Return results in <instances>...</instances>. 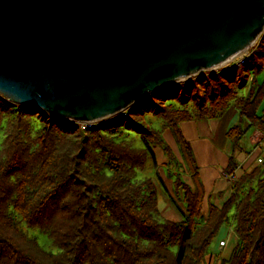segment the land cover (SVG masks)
<instances>
[{
    "label": "trees",
    "instance_id": "trees-1",
    "mask_svg": "<svg viewBox=\"0 0 264 264\" xmlns=\"http://www.w3.org/2000/svg\"><path fill=\"white\" fill-rule=\"evenodd\" d=\"M263 62L264 36L243 65L163 89L87 129L0 96V264H203L225 226L236 243L227 260L215 257L219 264H264V157L205 215L199 169L180 129L233 109L239 123L226 133L233 152L245 135L241 122L264 136ZM154 149L167 158L179 222L161 216L156 185L166 189ZM235 170L231 156L227 176Z\"/></svg>",
    "mask_w": 264,
    "mask_h": 264
},
{
    "label": "water",
    "instance_id": "water-1",
    "mask_svg": "<svg viewBox=\"0 0 264 264\" xmlns=\"http://www.w3.org/2000/svg\"><path fill=\"white\" fill-rule=\"evenodd\" d=\"M263 34L264 0H0V96L98 124Z\"/></svg>",
    "mask_w": 264,
    "mask_h": 264
},
{
    "label": "crops",
    "instance_id": "crops-1",
    "mask_svg": "<svg viewBox=\"0 0 264 264\" xmlns=\"http://www.w3.org/2000/svg\"><path fill=\"white\" fill-rule=\"evenodd\" d=\"M263 69L264 62L260 73ZM263 81L264 78L258 80L260 84H262ZM259 115L262 116V121L264 122V102L261 105ZM237 123H239L238 114L235 110L230 109L218 120L185 122L180 124L181 132L189 143L195 163L199 169V177L205 191L203 204V212L205 215L207 214L209 202L220 209L232 194V182L239 179L243 173L254 169L258 165V160H261L264 157V153H262L264 151L263 134L257 129H248L249 126L244 121L240 123V126L242 130L245 131V135L240 142L239 148L234 152L232 151V145L227 139L226 133L231 126H234ZM163 138L175 156L180 160L171 133L165 131ZM154 154L159 166V176L166 189L163 191V189L157 185L159 197L163 205L160 209L161 215L168 221L179 222V214L172 205L170 201L171 198L169 199L168 195H173V178H169L162 169L167 166V158L160 149H154ZM231 156H233L236 164V170L233 175L229 177L226 174V168ZM183 178L185 182L190 183L189 178L186 176ZM172 198H175V196L173 195ZM178 204L181 203L178 202ZM227 237L229 240L233 241V244L227 250V256L225 254V257H220V259L224 260H227L230 257L232 249L236 243V238L231 232L230 227H223L220 230L218 244L220 241L225 242V238L228 239ZM214 258L215 256L212 258V264H216L217 262Z\"/></svg>",
    "mask_w": 264,
    "mask_h": 264
},
{
    "label": "rangeland",
    "instance_id": "rangeland-1",
    "mask_svg": "<svg viewBox=\"0 0 264 264\" xmlns=\"http://www.w3.org/2000/svg\"><path fill=\"white\" fill-rule=\"evenodd\" d=\"M263 36H264V34L259 38V40L257 41V43L255 44V46L258 44V42H261V40H262V38H263ZM255 46H253L251 49H249L245 54H248V53H250V51H252V49H254V47ZM249 55V54H248ZM238 58V57H237ZM235 59L234 61H232L230 64H228L227 66H225L224 68H222V69H219V70H217L216 72H213L212 74H214V73H217V72H221V71H224V70H227V69H229V68H231V67H234L238 62H239V60L238 59ZM201 74H208V73H201ZM201 74H199V75H201ZM199 75H197V76H199ZM194 78V77H193ZM192 78V79H193ZM264 78V69H263V71L258 75V80H262ZM191 79V80H192ZM191 81H188V82H186V83H190ZM136 104V103H135ZM133 106V105H132ZM127 111V110H126ZM125 111V112H126ZM116 117V116H115ZM113 119V118H112ZM112 119H108V120H106V121H111ZM106 121H104V122H106ZM101 123H103V122H101ZM93 125H96V124H92V126ZM262 153H264V151L262 152ZM259 164V163H258ZM163 170H164V172L166 173L167 172V170H166V168L164 167V168H162ZM156 187H157V185H156ZM158 206H159V208L161 209L162 208V202H161V199L159 198V203H158ZM161 211V210H160ZM161 213V212H160ZM162 216V215H161ZM163 217V216H162ZM225 227H227V226H225ZM29 234H31L32 236H34V237H36L37 238V240H38V242L41 244V245H43L44 247H49V240H48V238L45 236V235H43V234H41L39 231H37V230H30L29 231ZM219 236H220V232H219V234H218V236L216 237V239L214 240V242L212 243V245H211V248H210V252H209V255H210V253H212L213 254V256H215L216 258H219V257H221V256H224L225 257V254H226V256H227V250L230 248V246L233 244V241H231V240H229V238L228 239H226L225 238V242H226V245L224 246V247H220L219 246V244H218V241H219ZM218 248V249H217ZM217 250H218V252H217ZM217 252V253H215V252ZM223 253V254H222ZM213 256H209V257H207V260L203 263V264H212V258H213ZM216 258H214L217 262H216V264H219L218 263V260L216 259Z\"/></svg>",
    "mask_w": 264,
    "mask_h": 264
},
{
    "label": "built area",
    "instance_id": "built-area-1",
    "mask_svg": "<svg viewBox=\"0 0 264 264\" xmlns=\"http://www.w3.org/2000/svg\"><path fill=\"white\" fill-rule=\"evenodd\" d=\"M249 54V53H248ZM248 54H243L241 56H239L237 59L239 60V62L235 65V66H240L243 65L245 63V60L248 58ZM81 125V129H87L90 126H92V124H86V123H82ZM258 163H261V160H258ZM219 246L220 247H224L225 246V242L221 241L219 242Z\"/></svg>",
    "mask_w": 264,
    "mask_h": 264
}]
</instances>
